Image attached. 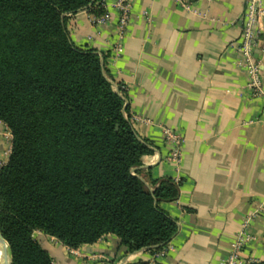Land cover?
<instances>
[{
	"label": "crops",
	"instance_id": "obj_1",
	"mask_svg": "<svg viewBox=\"0 0 264 264\" xmlns=\"http://www.w3.org/2000/svg\"><path fill=\"white\" fill-rule=\"evenodd\" d=\"M129 1L124 52L116 59L114 0H106L111 15L106 24L97 25L98 15L83 10L69 18L68 30L76 46L107 56L136 134L152 150L134 171L151 191L166 179L180 180L177 199L161 204L178 230L160 264H220L247 219L254 240L243 258L264 264V211L258 212L264 202V98L253 96L239 65L244 0H190L189 9L175 0ZM260 40L254 56L264 86V32ZM167 128L183 138L178 165L167 159ZM9 134L0 122L3 165ZM35 236L54 264H149L153 254L131 252L109 234L78 248L75 256L56 239ZM2 248L10 264L9 248L0 247V257Z\"/></svg>",
	"mask_w": 264,
	"mask_h": 264
},
{
	"label": "trees",
	"instance_id": "obj_2",
	"mask_svg": "<svg viewBox=\"0 0 264 264\" xmlns=\"http://www.w3.org/2000/svg\"><path fill=\"white\" fill-rule=\"evenodd\" d=\"M101 0H0V122L11 149L0 167V235L10 264H54L35 236L69 249L115 235L152 253L175 237L161 208L179 183L152 191L133 171L152 153L139 140L106 55L76 46L69 18ZM103 60V62H102Z\"/></svg>",
	"mask_w": 264,
	"mask_h": 264
},
{
	"label": "built area",
	"instance_id": "obj_3",
	"mask_svg": "<svg viewBox=\"0 0 264 264\" xmlns=\"http://www.w3.org/2000/svg\"><path fill=\"white\" fill-rule=\"evenodd\" d=\"M175 1L185 9L190 8V0ZM243 3L244 10L239 19L240 37L237 47L240 54L239 65L245 69L249 77L248 87L252 91L253 96L264 98L262 68L254 56L256 48L261 44L260 39L264 32V0H244ZM99 4L104 9V13L96 16L95 23L97 25H103L111 20V15L106 8V0H101ZM112 7L119 14L117 22L118 38L114 45V54L112 57L116 59L124 52L122 42L125 38L126 29L130 20L131 4L129 0H114ZM164 138L165 142L171 148L170 155L167 159L174 165H178L182 156L183 138L168 128L164 130ZM172 180L176 183L180 182L178 179ZM261 211H264V202L259 207L258 212ZM248 223L249 219L245 221L243 230L237 235L232 245L231 253L220 264H263L254 257L243 258L244 249L254 240V237L246 230ZM170 249L171 246L169 243L167 246L153 253L149 264H160ZM68 250L71 254L79 256L77 249L68 248Z\"/></svg>",
	"mask_w": 264,
	"mask_h": 264
},
{
	"label": "water",
	"instance_id": "obj_4",
	"mask_svg": "<svg viewBox=\"0 0 264 264\" xmlns=\"http://www.w3.org/2000/svg\"><path fill=\"white\" fill-rule=\"evenodd\" d=\"M103 62V60H102ZM115 85V84H114ZM116 89L117 86L115 85ZM118 94L121 96L120 92L117 89ZM142 142V141H141ZM134 171V170H133ZM6 244V242L4 241V239L2 238V236L0 235V247H3ZM7 245V244H6ZM0 264H8L6 261V252L3 250L2 248V255L0 257Z\"/></svg>",
	"mask_w": 264,
	"mask_h": 264
},
{
	"label": "rangeland",
	"instance_id": "obj_5",
	"mask_svg": "<svg viewBox=\"0 0 264 264\" xmlns=\"http://www.w3.org/2000/svg\"><path fill=\"white\" fill-rule=\"evenodd\" d=\"M9 138H10V136H9ZM8 143L10 144V139L8 140ZM9 149H10V147H9ZM9 154H10V150H9V153L7 152V154L5 156L8 158ZM1 165H3V163L0 162V167H1Z\"/></svg>",
	"mask_w": 264,
	"mask_h": 264
}]
</instances>
